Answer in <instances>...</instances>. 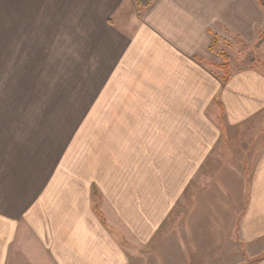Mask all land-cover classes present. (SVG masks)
I'll list each match as a JSON object with an SVG mask.
<instances>
[{"label": "crops", "instance_id": "obj_1", "mask_svg": "<svg viewBox=\"0 0 264 264\" xmlns=\"http://www.w3.org/2000/svg\"><path fill=\"white\" fill-rule=\"evenodd\" d=\"M47 1L98 18L87 24L98 23V63L111 66L98 83V113L111 118L98 128L111 130L110 143L83 183L71 184L69 168L57 175L66 182L0 178V264L263 262L264 138L251 155L246 134L262 122L264 72L259 57L231 58L218 45L261 50L264 6ZM239 144L245 158L232 163Z\"/></svg>", "mask_w": 264, "mask_h": 264}, {"label": "rangeland", "instance_id": "obj_2", "mask_svg": "<svg viewBox=\"0 0 264 264\" xmlns=\"http://www.w3.org/2000/svg\"><path fill=\"white\" fill-rule=\"evenodd\" d=\"M63 6V1H0L2 179L46 183L55 175V181L66 182V177L57 175L69 168L71 184H79L88 179L82 176L84 170L98 167V160L104 162L111 130L98 128V120L111 118L109 113H98V83L111 66L98 63L105 60L98 58V23L87 24L98 18ZM218 47L231 58L259 57L255 65L264 72V46L258 51L235 41L219 42ZM204 115L214 119L217 114L209 110ZM257 119L261 124L246 134L253 138L250 154L264 138V113ZM245 149L239 144L238 159L232 163L239 162ZM246 163L240 161L244 169Z\"/></svg>", "mask_w": 264, "mask_h": 264}, {"label": "trees", "instance_id": "obj_3", "mask_svg": "<svg viewBox=\"0 0 264 264\" xmlns=\"http://www.w3.org/2000/svg\"><path fill=\"white\" fill-rule=\"evenodd\" d=\"M137 5L142 8H147L150 6L153 0H135ZM263 6H264V0H258ZM264 38V30L260 35V41ZM215 42V39L213 40ZM212 42V46H213ZM224 62L219 64L218 67L223 71V74L220 77V80L222 84H225L228 81L229 78V66H228V55L222 54ZM98 214L101 216V213L98 212ZM259 259V258H258ZM258 259H251L243 264H254Z\"/></svg>", "mask_w": 264, "mask_h": 264}]
</instances>
